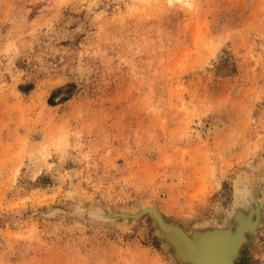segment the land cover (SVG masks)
Wrapping results in <instances>:
<instances>
[{
    "label": "rangeland",
    "instance_id": "obj_1",
    "mask_svg": "<svg viewBox=\"0 0 264 264\" xmlns=\"http://www.w3.org/2000/svg\"><path fill=\"white\" fill-rule=\"evenodd\" d=\"M145 208L264 264V0H0V264H191Z\"/></svg>",
    "mask_w": 264,
    "mask_h": 264
},
{
    "label": "water",
    "instance_id": "obj_2",
    "mask_svg": "<svg viewBox=\"0 0 264 264\" xmlns=\"http://www.w3.org/2000/svg\"><path fill=\"white\" fill-rule=\"evenodd\" d=\"M145 214H151L155 217L159 227L173 244L179 258L191 264H236L240 249L246 241V234L254 230L257 225V222H251L250 217H245L243 213L239 212L235 219V226L232 228L195 230L192 234H187L181 227L165 221L159 212L153 208H145L136 214L121 216L140 218ZM211 234L221 236L211 242H203L200 238ZM202 255H209V262L203 261Z\"/></svg>",
    "mask_w": 264,
    "mask_h": 264
},
{
    "label": "bare ground",
    "instance_id": "obj_3",
    "mask_svg": "<svg viewBox=\"0 0 264 264\" xmlns=\"http://www.w3.org/2000/svg\"><path fill=\"white\" fill-rule=\"evenodd\" d=\"M219 236L221 235H217V234H211V235H208V236H204V237H200L202 239L203 242H211L212 240H215V238H219ZM201 241V240H200ZM224 243V242H223ZM220 244V243H219ZM225 244V243H224ZM222 245V244H221ZM226 246V245H225ZM185 252V251H184ZM183 253V252H182ZM203 261L205 262H209V255H202L201 256Z\"/></svg>",
    "mask_w": 264,
    "mask_h": 264
}]
</instances>
